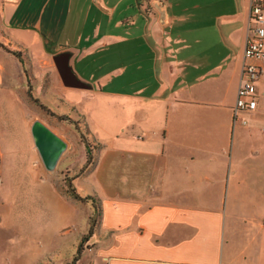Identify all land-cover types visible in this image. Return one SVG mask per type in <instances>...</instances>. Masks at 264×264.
<instances>
[{
	"label": "crops",
	"instance_id": "obj_1",
	"mask_svg": "<svg viewBox=\"0 0 264 264\" xmlns=\"http://www.w3.org/2000/svg\"><path fill=\"white\" fill-rule=\"evenodd\" d=\"M162 1L160 13L154 0H85L86 12L78 16L83 29L74 44L54 53L47 42L60 22L58 4L0 0V20L16 26L14 38L0 29L9 44L0 42V84L19 89L21 105L35 104L23 91L24 66L10 53L15 44L26 49L35 74V51L60 100L77 106L103 145L79 174L72 163L85 166L87 157L75 132L45 113L30 114L32 142L38 119L68 149L49 172L30 148L49 224L21 230L31 241L12 264H71L81 245L75 264H264V72L257 108L244 115L248 125L232 122L251 38V0ZM136 10L144 23L140 33L132 29ZM99 16L110 25L125 26L130 17L134 23L126 34L103 33L95 27ZM91 18L96 33L88 39ZM61 52L70 53L73 72L91 89L63 85L53 61ZM107 64L111 91L99 77ZM72 166L77 191L85 184L102 201L94 225L90 206L64 186Z\"/></svg>",
	"mask_w": 264,
	"mask_h": 264
},
{
	"label": "rangeland",
	"instance_id": "obj_2",
	"mask_svg": "<svg viewBox=\"0 0 264 264\" xmlns=\"http://www.w3.org/2000/svg\"><path fill=\"white\" fill-rule=\"evenodd\" d=\"M83 2L85 3V0H52L51 6L54 7L55 4H58V8L62 10V15L60 22H55L53 35L54 39H50L47 42L51 52H57L60 50V46L74 44L80 29H83L85 23L83 20H78L80 13L86 12V10H83ZM69 6L71 7L72 13L75 14L73 17L67 9ZM130 14L135 16L136 25L132 28L133 31L135 33L143 32L144 23L140 18L139 11L136 10L134 13L131 11ZM8 20L9 22L4 21L6 24L0 20V29L4 31L5 34L14 38L13 36H16L14 34L16 33V26L13 21L10 19ZM66 21L69 24H67ZM107 22L108 20L105 16H99L95 26V20H93V18L89 19L88 25L85 27L87 28L86 34L89 36L88 39H91L94 36V33H96V31L93 30L94 26L98 31L103 33L109 32L110 34H113L119 30L118 33L123 31V33L126 34L128 29L134 23V20L130 17V20L126 21L125 26H117L115 24L110 25ZM0 42L6 46L9 45L6 43V39L3 38L1 32ZM109 49L111 50V48ZM32 52L33 53L30 55V58L31 60H34V64L36 66V73L34 75L36 76V79H38V82L34 83L32 86V93L34 97L39 101L41 106H44L43 108H48V110L52 111L56 115L74 116L73 111L68 109L69 106L60 101V99L63 100V97L61 96L62 93L60 92V89H58V86H55L51 80H48L47 71L40 72V63L38 60H40L41 57L36 56L35 51ZM99 65V62L93 64L90 69L94 71V69H96ZM107 65L108 66L103 67L99 77H106L105 83L102 84L103 90L111 91L112 87L109 83L111 77L109 75L110 64ZM93 77H98L97 73H94ZM18 90L19 89L11 86L8 88L4 83L0 84V153L2 155L0 178V261H3V264H12L15 260H17V253L25 250L26 245L31 241L22 237V229L30 230L36 228L39 226V223L42 225L49 224V222L44 223L49 220V211L47 210L49 203L48 201H44L41 197L39 198L38 194L43 186L42 184L34 181L32 173L33 153L30 148L34 145L27 130V122L30 114H33L34 112L39 114L40 117H43L44 113L45 115L47 113L40 105H21ZM23 91L25 93H28L29 91L28 84L26 82L24 83ZM70 106L75 107L77 112L80 113L77 106ZM28 109H30L29 113L27 112ZM82 115L85 117L84 114ZM51 118L56 119L55 117ZM72 118L74 119L77 117ZM87 125L93 133L90 124L88 123ZM72 165L76 167L72 166L70 168V171L72 170L69 173L70 178H72L70 174L73 175L75 173V169L82 170L84 167V164L79 167V160H74ZM73 167L75 168L74 171L72 169ZM50 179L51 182H54L53 177ZM72 186L74 187L73 181ZM82 186L84 189L80 190L81 194L90 196L95 193L93 189L91 191L85 184ZM24 236L26 237L27 235L24 234ZM43 263L45 264L46 261H43Z\"/></svg>",
	"mask_w": 264,
	"mask_h": 264
},
{
	"label": "trees",
	"instance_id": "obj_3",
	"mask_svg": "<svg viewBox=\"0 0 264 264\" xmlns=\"http://www.w3.org/2000/svg\"><path fill=\"white\" fill-rule=\"evenodd\" d=\"M10 53L24 66L25 79L27 81L28 88H29L28 96L30 100L34 102L35 104L40 105L39 101L34 97L32 93V86L34 83H37V80L31 70V61L27 55L26 49H24L18 44H15V49L11 50ZM62 102L63 104L69 106L68 109H71L73 111L74 116H71V115L59 116L53 113L52 111L48 110V108L46 107L43 108L44 106H41V105L40 106L45 110L47 115H49L50 117H55L57 120L64 123L66 126L72 129L78 135L80 142L85 148L86 157H87L84 168L79 172V174H82L84 170H86L87 168H89L90 166L94 164L96 155L103 145L95 138L93 133L88 128V125H87L88 123L86 121V118L82 114L78 113L75 107L70 106V104L64 101ZM72 117H77V118L73 119ZM1 165H2V155L0 153V178H1ZM72 181L73 179L69 178V175L66 173V176L64 177L63 182H64V186L66 188L67 193H69L75 200L80 201L81 203L90 206L92 210V214H93L91 221H94V217L97 218L96 221L100 220L102 217V212H103L101 199L95 193L90 196L81 195L77 191V189L72 186ZM87 238L84 239L83 242H85ZM81 251H82V245L80 249L78 250V256L73 260V263L71 264H75L78 261V257Z\"/></svg>",
	"mask_w": 264,
	"mask_h": 264
},
{
	"label": "built area",
	"instance_id": "obj_4",
	"mask_svg": "<svg viewBox=\"0 0 264 264\" xmlns=\"http://www.w3.org/2000/svg\"><path fill=\"white\" fill-rule=\"evenodd\" d=\"M249 38L242 69V80L237 93V101L232 112V122L248 125L244 117L257 108V82L263 76L264 68V0H251Z\"/></svg>",
	"mask_w": 264,
	"mask_h": 264
},
{
	"label": "water",
	"instance_id": "obj_5",
	"mask_svg": "<svg viewBox=\"0 0 264 264\" xmlns=\"http://www.w3.org/2000/svg\"><path fill=\"white\" fill-rule=\"evenodd\" d=\"M154 3L160 6L157 8L160 13L166 10L163 1L155 0ZM70 59L71 55L69 52H61L53 57V61L61 77L63 85L66 88L79 90L91 89L89 85L82 82L73 72V69L70 65ZM31 134L34 146L37 149L45 168L49 172H53L62 156L67 151L68 144L38 119L35 120L31 126ZM96 220L97 218L94 217L93 225L95 224Z\"/></svg>",
	"mask_w": 264,
	"mask_h": 264
}]
</instances>
